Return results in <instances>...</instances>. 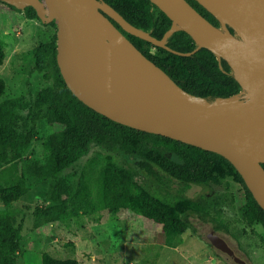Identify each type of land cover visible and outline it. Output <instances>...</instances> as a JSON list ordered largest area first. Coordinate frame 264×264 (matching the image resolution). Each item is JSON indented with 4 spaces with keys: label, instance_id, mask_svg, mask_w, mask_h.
Instances as JSON below:
<instances>
[{
    "label": "trees",
    "instance_id": "1",
    "mask_svg": "<svg viewBox=\"0 0 264 264\" xmlns=\"http://www.w3.org/2000/svg\"><path fill=\"white\" fill-rule=\"evenodd\" d=\"M102 1L114 7L133 26L157 39L172 27V20L150 0ZM187 1L212 24L219 26L218 20L196 0ZM24 11L28 17H37L30 6ZM18 12L21 10L0 0V34L18 25ZM112 22L148 59L189 93L214 99L241 91L228 63L222 60L221 68L207 48L178 55L129 34ZM47 25L57 29L54 21ZM167 45L181 52H193L197 48L193 38L183 30L175 31ZM56 49L55 40L38 48L46 59L40 69L47 71L44 75L47 82L36 93L29 110L31 118L45 120L52 128L45 144L47 155L43 165L22 159L34 137V125L20 130L17 110L26 106L8 96L6 82L0 77V198L3 204L0 208V264H17L21 233L13 203L26 193L28 174L50 181V203L35 212L36 231L46 235H51L59 222L72 217L86 215L98 219L101 210L110 213L126 210L130 221L141 220L147 230L163 238L164 244L177 246L179 236L188 230L195 231L191 217L209 221L217 230L222 228L219 217L222 210L234 208L235 203L228 187L221 193H202L195 197L188 196L186 191L192 185L206 188L210 184H221L227 178H232L244 190L246 202L241 216L246 226L259 224L264 229V210L226 158L179 140L125 126L88 107L66 86L56 62ZM4 58L0 40V66ZM92 152L105 159L96 179L95 197L88 174L82 172L74 182L67 173ZM117 155L128 158L129 163L120 165ZM138 177L157 184L158 190L149 189ZM173 183L180 187L173 188ZM41 264L79 262L75 258H55L45 252Z\"/></svg>",
    "mask_w": 264,
    "mask_h": 264
},
{
    "label": "water",
    "instance_id": "2",
    "mask_svg": "<svg viewBox=\"0 0 264 264\" xmlns=\"http://www.w3.org/2000/svg\"><path fill=\"white\" fill-rule=\"evenodd\" d=\"M2 1L18 10L30 6L42 23H56V62L66 86L81 102L117 123L223 156L264 210V0H196L219 26L187 0H150L172 20L161 39L136 28L102 0ZM112 20L127 33L178 55L207 48L221 68L222 60L228 63L241 91L214 99L189 93ZM178 30L196 42L193 52L167 45ZM208 238L232 260L245 264L221 237Z\"/></svg>",
    "mask_w": 264,
    "mask_h": 264
},
{
    "label": "rangeland",
    "instance_id": "3",
    "mask_svg": "<svg viewBox=\"0 0 264 264\" xmlns=\"http://www.w3.org/2000/svg\"><path fill=\"white\" fill-rule=\"evenodd\" d=\"M17 16L18 25L0 34L5 52L0 77L6 82L8 96L26 106L17 110L20 130L34 125V137L24 150L22 159L43 165L47 155L45 144L52 128L45 120L31 118L29 110L36 93L47 82L44 77L47 71L40 69L46 64V59L38 48L52 40L57 44V29L42 23L37 17H28L24 10ZM171 157L176 159L174 155ZM116 159L123 166L129 163L124 156L117 155ZM104 162L102 155L92 152L69 170L68 176L77 182L82 172L88 174L95 197L96 179ZM138 180L153 191L159 188L143 177H138ZM172 185L176 189L180 187L177 183ZM226 187L234 194L235 203L234 208L222 210L219 216L222 228L217 230L213 223L191 217L195 231H186L176 239L177 246H168L163 243V238L147 230L141 220L130 221L126 210L118 213L101 210L98 219L86 215L72 217L55 225L51 235L37 232L35 212L50 203V181L28 174L26 193L13 203V213L21 233L16 263L41 264L42 254L46 252L59 259L75 258L79 264H239L211 244L208 237L215 234L225 240L245 264H264V229L259 224L248 227L243 221L241 212L246 200L239 183L227 178L221 184H210L206 188L192 185L186 194L195 197L202 193H221ZM0 208H3L1 198Z\"/></svg>",
    "mask_w": 264,
    "mask_h": 264
}]
</instances>
